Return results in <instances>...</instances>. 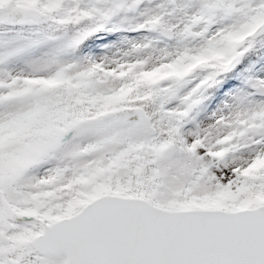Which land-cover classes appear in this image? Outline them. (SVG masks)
Masks as SVG:
<instances>
[{"label":"snow or ice","instance_id":"snow-or-ice-1","mask_svg":"<svg viewBox=\"0 0 264 264\" xmlns=\"http://www.w3.org/2000/svg\"><path fill=\"white\" fill-rule=\"evenodd\" d=\"M0 264H264V0H0Z\"/></svg>","mask_w":264,"mask_h":264},{"label":"rangeland","instance_id":"rangeland-1","mask_svg":"<svg viewBox=\"0 0 264 264\" xmlns=\"http://www.w3.org/2000/svg\"><path fill=\"white\" fill-rule=\"evenodd\" d=\"M130 34H126V33H118V34H113L111 36L108 35H103L102 37H100L101 41L106 42V44H121V42L124 40L125 36H128ZM88 50H85V54H94V55H101L103 54L105 51H107V48L105 46V43H101V42H97L93 45L92 50L88 53ZM114 51V49H113ZM234 83H238V82H234ZM219 102V100L217 99L216 101H214L212 103V108H214L216 106V104Z\"/></svg>","mask_w":264,"mask_h":264}]
</instances>
